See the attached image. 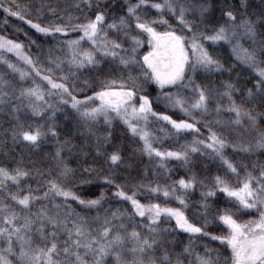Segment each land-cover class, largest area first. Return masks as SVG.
<instances>
[{
    "label": "trees",
    "instance_id": "16d2710c",
    "mask_svg": "<svg viewBox=\"0 0 264 264\" xmlns=\"http://www.w3.org/2000/svg\"><path fill=\"white\" fill-rule=\"evenodd\" d=\"M137 2L138 0H91L92 7L89 8L83 0H15V3L13 0H0V37L5 41H13L21 45L24 56L38 64L44 74L50 75L58 83L64 82L72 95L81 101L80 107H95L99 101L85 102V97L92 96L94 91H99L100 83L106 80L115 79L117 83L113 88L119 90L120 81L126 79L128 73L118 71L123 67L118 58L113 62L111 56L103 57L99 51L94 52L99 61L95 65H86L79 69L70 65L65 59L70 56L67 41H79L78 47L81 51L93 50V44L86 37L80 39L83 34L71 26L87 23L89 19H94L96 11H102L105 14L107 38L111 40L119 37L123 43V49L118 51L131 53L130 36L139 33L134 23L132 31L127 34L126 30L117 31L107 28V25L111 23L119 25L120 17L127 18L129 5ZM152 2L163 3V0H150L149 3L142 5L138 13L142 19L159 21L162 12L163 18L168 23H155L153 26L158 32L174 30L178 34L183 32L191 36V33L183 28L167 8L158 12L151 7ZM184 2L199 4L201 0H184ZM203 2L210 5L206 15L212 23L207 24V34H212L214 28L223 25L228 18L222 13L231 10L236 16L237 25L242 20L249 19L254 22L256 30L255 43L253 38L238 37L240 48L259 51L260 46L264 44V35H262L264 27L259 21L261 13H264V0H203ZM16 4L21 5L24 10V19L8 15L3 11V7L11 5L14 9ZM195 15L196 19L200 18L198 13ZM188 16L191 19L193 13L189 12ZM29 20L31 24H40L42 27L60 25L66 27L67 31L49 34L37 32L27 22ZM145 35L146 33H139L141 44L137 48V59L141 64L142 56L148 48ZM103 36L104 34H101V38ZM201 42L208 53L221 65L218 71L205 72L198 69L196 72L189 70L187 73L192 77L194 84L213 89L208 113L196 112L195 117L186 115L179 107L170 105L164 95L166 92L175 94L176 87L166 86L161 90L151 81L142 85L143 90L138 92L136 97L137 106L139 95L145 94L154 112L167 115L175 121L195 122L198 130H183L177 133L171 124L156 116H150L146 123L143 121L140 123L150 134L153 146L161 151L184 150L194 141L199 140L209 142L210 134L216 133L228 141L224 149V157L234 164L238 170L237 173L229 170L220 157L214 155L211 149L204 145H199L201 151L190 154L187 164L182 160L166 158L161 167L160 158L144 154L143 142L139 136H133L127 125L119 118L105 123L101 116L97 121H90V127H84L79 114L71 107L72 96L65 94L62 100L57 90L52 89L47 81L35 76L30 65L0 50V79L7 81L6 90L9 92L15 90L18 96L20 86L38 87L43 96L42 100L31 98L32 105L40 109L38 115L33 113L29 101L23 98L11 101L12 104L19 106V111L13 112L11 106L0 105V168L9 172L16 168L29 172L27 177L21 179L19 185H13L11 181L5 183L21 196L29 192L39 193L42 196L47 189L49 179H58L66 190L84 200L100 199L102 195L100 204L92 209H87L78 201L71 199L64 204L63 197H56L54 200L50 198L35 201L32 205L33 211L39 209L41 205L50 207L53 204H61L65 209L70 205L71 210L87 219L92 231L101 228L106 215L111 219V213L119 211L123 214L121 219L124 220L129 232L136 230L140 231L142 236L150 235L148 229L143 227L147 219L135 216L130 202L114 195L119 185L129 195L135 192L136 199L141 204L158 203L161 206L180 209L190 223L203 229L202 233H186L176 227L174 220L163 217L156 225L161 232L157 237L158 244L154 246V250L145 254L136 253L134 256L131 251V241H125L122 247L103 256L104 264H118L117 256H119V264H132L133 260L141 255L145 261L149 259L159 261L163 260L165 253L171 264H177V261L179 264H198V256L216 257L217 254H219L220 264H223L225 255L231 256L230 250L219 240L212 239V236H220L228 231L218 219L219 215L226 210H231L235 213L234 218L238 217L240 222L259 218V212L255 209H241L240 212H236L238 204L215 188L217 176L231 186L239 187L246 175L251 173L253 177L258 176L262 170L261 165H264V149L257 148L246 153L234 150L232 147L234 143L254 145L256 140L264 135V104H261L259 97L255 95L259 77L254 68L238 58L243 53L234 52L232 45L224 41L201 39ZM236 42L233 41V44ZM188 51L191 52V49L189 48ZM53 61L60 63V67H56ZM9 64L14 65L17 70L10 69ZM260 66L264 67V64ZM49 68L52 69L51 72L48 71ZM138 71L139 69L136 68L133 74L135 75ZM21 72L25 73L23 78H21ZM62 77L65 78L63 81ZM140 80H144L142 75ZM227 84L232 85V101L244 112L255 117L254 122L247 116H242L239 124L234 123L236 114L228 110L230 101L227 96L222 95L224 86ZM249 90L254 93L251 97L248 96ZM180 95L185 99L186 107L195 98L190 88H182ZM218 105L219 113L216 111ZM112 115L115 116L114 113ZM20 124H23L26 130L41 131L42 134L36 146L23 141L19 136L13 137L14 129H18ZM49 128L54 129L55 136L51 134ZM58 150L59 161L56 158ZM113 152H118L121 156V160L116 165H112L107 159ZM58 162L71 170L69 176L59 175L61 169L57 167ZM105 176H109L113 183H106ZM193 177H195V183L192 188L187 190L180 188L178 183L180 179L188 180ZM147 185L159 186L169 191L174 188L176 194L168 197H165L162 191L154 194L148 191ZM210 189L214 190L215 195L205 198L202 193H207ZM181 193H183L185 205H181L177 199V195ZM51 211L55 214L57 210L52 208ZM20 223L23 221L21 220ZM119 223V220L113 221V224ZM66 237L67 233L59 234L61 248L64 246ZM16 251L19 252V246ZM79 251L86 264H96L94 255L88 253L85 256L87 250L83 248ZM60 258L63 260L62 253Z\"/></svg>",
    "mask_w": 264,
    "mask_h": 264
},
{
    "label": "snow or ice",
    "instance_id": "6c2138e0",
    "mask_svg": "<svg viewBox=\"0 0 264 264\" xmlns=\"http://www.w3.org/2000/svg\"><path fill=\"white\" fill-rule=\"evenodd\" d=\"M89 8L92 7L91 0H83ZM150 0H138L135 4H130L127 8V18L120 17L119 25L111 23L107 28L116 29L117 31H132L134 23L135 29L139 33H146L148 36V44L150 50L142 56L143 63L137 59V48L141 44L139 33L130 36L132 41L131 53L127 51H118L123 49V43L119 37L115 39L107 38V31L105 28V14L102 11H96L94 19H89L87 23L75 24L71 27L78 29L83 35L80 39L85 37L93 44L92 51H81L78 47L79 41H67L70 56L65 57L68 63L76 68H84L86 65L91 66L97 64L99 61L94 55V52L99 51L101 56L113 58V62L118 58L122 68L118 71L121 73L127 72L126 79L120 81L119 90H115L113 86L117 83L115 79L102 81L99 85V91H94L92 96H86L85 102L99 101L95 107H80L81 101L77 100L72 95L71 90L64 82H56L50 75L44 74L38 64L34 63L30 58L24 57L25 62L31 66V70L35 72V76L47 81L52 89H56L60 94L61 99L65 94L72 96L71 107L79 114L80 120L84 127H90V121H97L99 117L103 116L105 123H110L112 119L119 118L133 136H139L143 142L142 151L149 157L155 156L160 158L161 167L166 158H173L178 161L182 160L187 164L191 153L201 151L199 145H204L211 149L212 153L219 156L223 163L233 173H237V168L234 164L224 157V149L228 141L216 133H211L208 137L209 142L204 140L194 141L192 145L184 150L176 151H161L153 146L150 134L141 125V121L147 122L150 116H156L162 119L176 130L177 133L183 130L197 131L196 123L185 120L175 121L170 119L167 115H160L152 110L150 100L147 95H139V104L137 106L136 97L138 92H142V85L148 81L154 83L157 88L163 90L166 86H173L177 88L176 93L166 92L168 103L173 107H179L186 115L195 117L196 112L206 114L209 112V100L213 94V89L201 87L192 81V77L188 76L189 70L196 72L198 69L205 72L218 71L221 68L219 61L213 58L212 55L204 48L201 39L211 41H224L233 46L234 52H242V56H238L243 63L254 68L259 79L257 80L255 95L259 97V102L264 104V44L260 46L259 51L256 49H242L240 48L238 37L246 36L253 38L256 36L254 22L245 19L239 25L236 24V16L229 10L222 13L228 18L223 25L214 28L212 34H207V24H211V19L206 15L208 13L209 4L201 0L199 4H189L184 0H163L161 2H152L151 7L160 12L162 9L167 10L176 17L179 23L187 32L191 33L188 36L186 33L178 34L174 30H166L158 32L153 26L159 22L167 24L168 21L163 18L161 12L159 21H147L141 18L138 14L142 5L149 3ZM15 3V0H13ZM79 6V5H78ZM99 7V6H98ZM179 8V11H177ZM3 11L11 16L24 19V10L21 5L16 4L15 8L11 5L3 7ZM192 12L193 16L190 19L188 13ZM196 13L199 14V19H196ZM261 26L264 27V13L259 17ZM31 24V21H27ZM231 22V23H229ZM37 32L49 34L50 32L65 33L66 27L56 25L55 27H42L40 24H31ZM101 34H104L101 38ZM264 35V34H262ZM233 41H237L233 44ZM7 47L8 51L20 49L21 45L13 41H5L0 37V48ZM191 49V52L188 49ZM53 63H56L53 61ZM135 66V67H134ZM8 67L16 71L15 66L9 64ZM56 67H60V63H56ZM139 71L134 75L135 69ZM52 71L51 68L48 69ZM21 78L25 73H20ZM144 80H140V76ZM62 77V81H63ZM187 80V83H185ZM7 81L0 79V105L11 106L12 111H19V106L12 104V100H19L23 98L29 101V106L32 107L34 114H39V107L33 106L31 98L42 100L43 96L38 87H19V95H16L15 90L9 92L5 85ZM182 88H190L195 94V98L190 105L185 106L186 101L180 95ZM232 85L224 86L222 95L227 96L230 104L228 110L236 114L234 123L239 124L242 116H247L250 121L255 120V117L249 113L244 112L243 109L232 101ZM252 90H249L248 96H253ZM67 102V101H63ZM52 107L51 105H49ZM55 110V109H54ZM217 113L220 111V106L216 108ZM115 114L113 117L112 114ZM53 136L56 135L54 129L49 128ZM41 131L37 129H25L23 124L19 125L18 129H14L13 137H21L23 141L28 142L32 146H36L41 136ZM234 150L242 152H252L257 148L264 149V135H261L256 140L255 144L245 145L232 144ZM59 150L57 151V160L59 161ZM112 165H116L121 156L118 152H113L108 158ZM57 167L61 169L60 176L67 177L71 174V170L66 165H61L59 162ZM261 172L258 176L253 177L251 173L245 176L240 182L239 187H233L224 179L217 176L215 178V188L223 192L225 196L232 198L238 204L236 212L241 209L250 210L255 209L259 212V218L256 220H248L240 222L239 218L235 216L231 210H226L219 215L218 219L227 228V233L220 236H212L213 240H219L221 244L227 245L231 256L225 255L223 264H264V165H261ZM29 172L20 168L13 169L12 172L4 168H0V264H86L82 258L79 249H86L96 257V264H104L103 256L110 251H115L117 248L123 246L125 241H131V251L135 256L136 253L145 254L154 250V246L158 244L157 237L161 230L156 226L161 218H172L175 220L176 227L182 231L190 234L202 233L203 229L188 221L184 213L178 208L161 206L158 203H151L148 205L141 204L136 199V193L129 195L121 186L117 185V190L114 193L116 197L121 200L130 202L132 212L135 216L147 219V223L143 225L148 229V234L142 236L140 231H128L125 222L121 219L119 211L111 213V219L105 216L104 224L99 230L92 231L86 218L81 217L71 206L63 208L61 204H53L50 207L41 205L39 209L33 211V203L38 200L55 199L56 197H63L64 204H67L69 199L76 200L80 205L87 209H92L100 204V199L84 200L78 197L75 193L66 190L63 184L58 179H49L47 181V189L41 196L39 193L29 192L23 196L13 191L11 186L6 184V181H11L13 185H19L22 178L27 177ZM255 180V183H253ZM106 183H113L109 176L104 177ZM180 188L187 190L193 187L195 177L188 180L180 179L178 181ZM148 191L151 193L163 192L165 197L176 194V189L171 191L161 189L159 186L147 185ZM205 198L215 195L214 190H209L207 193H202ZM177 199L181 205H185L183 193L177 195ZM207 207V205H202ZM55 208L57 211L52 213L51 209ZM63 213V214H61ZM131 215V214H130ZM23 223H20V221ZM98 220V218H97ZM114 220H119V224H113ZM70 224V226H69ZM67 233L64 240L63 248L60 247L59 234ZM208 235V233H203ZM19 246V252L16 251ZM61 253L63 260H61ZM13 257L15 259H13ZM119 264V256H117ZM198 264H220L219 254L216 257L198 256ZM171 264L167 253L164 254L163 260L145 261L142 257H137L132 264ZM179 264V261H177Z\"/></svg>",
    "mask_w": 264,
    "mask_h": 264
},
{
    "label": "rangeland",
    "instance_id": "374dc122",
    "mask_svg": "<svg viewBox=\"0 0 264 264\" xmlns=\"http://www.w3.org/2000/svg\"><path fill=\"white\" fill-rule=\"evenodd\" d=\"M145 39H146V42H147V51H146V53L150 50V46H149V44H148V36H147V34L145 35ZM0 50H2V51H5V52H7V53H9V54H11V55H13L14 57H16V58H18V59H20L21 61H23L24 63H26L25 62V60L23 59L25 56H24V54H23V50L21 49V47H20V49H18V50H13V51H8L7 50V47H5V48H0ZM100 202H101V200H100ZM79 203V202H78ZM84 207V206H83ZM146 218V217H145ZM163 218V217H162ZM168 218H170V217H168ZM170 219H172V218H170ZM172 220H174V219H172ZM175 221V220H174Z\"/></svg>",
    "mask_w": 264,
    "mask_h": 264
}]
</instances>
